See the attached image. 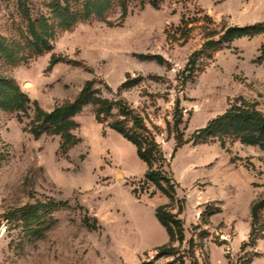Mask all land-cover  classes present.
I'll return each mask as SVG.
<instances>
[{"label": "rangeland", "instance_id": "374dc122", "mask_svg": "<svg viewBox=\"0 0 264 264\" xmlns=\"http://www.w3.org/2000/svg\"><path fill=\"white\" fill-rule=\"evenodd\" d=\"M51 2L0 0V77L7 79L0 94V220L10 226L0 264L173 260H155L169 242L156 209L171 201L146 180L148 166L135 146L98 122L91 106L65 125L35 119L36 109L50 113L73 102L88 82L100 97L126 100L162 129L157 141L176 189L171 208L183 207L182 250L194 240L199 264H264V238L250 239L252 206L264 198V149L219 131L199 135L234 105L264 113V33L222 39L230 27L264 26V0H159L158 7L128 0L125 15L118 5L107 13L112 25L95 16L79 21L39 51L28 27L37 22L44 35ZM21 37L27 41L20 46ZM212 40L219 45L204 47ZM204 48L183 86V73ZM128 78L139 80L123 88ZM17 92L30 101L21 110L12 108ZM178 97L189 142L175 152L167 124Z\"/></svg>", "mask_w": 264, "mask_h": 264}, {"label": "trees", "instance_id": "16d2710c", "mask_svg": "<svg viewBox=\"0 0 264 264\" xmlns=\"http://www.w3.org/2000/svg\"><path fill=\"white\" fill-rule=\"evenodd\" d=\"M150 4L158 7L159 0H149ZM191 1V0H182ZM128 0H52L49 8L51 10L50 20L45 19V33L44 35L38 30V24L31 23L28 27V34L32 38L31 45L39 51H49L50 38L56 35L59 30H71L77 22L87 20L92 17H98L109 25L111 22L107 20V13L113 9L115 5L122 8L124 15L127 13ZM54 21V22H53ZM52 22V23H51ZM264 33V26L258 27H230L224 34L223 38L232 41L245 36L257 35ZM23 38L25 42L26 37H21L20 40H15L18 45H22ZM218 41H209L206 46H217ZM207 51L205 48L197 52L194 60L190 61L186 71L188 76L185 77L183 73L182 85L186 84L187 80L193 76L196 61L200 56ZM142 59H155L158 63H163V58L160 56H140ZM264 60V45L262 46V56ZM57 60H53L56 64ZM189 65H193L188 68ZM7 80L0 77V89L3 88V82ZM136 80L128 78L123 88H127L130 84L135 83ZM10 84L9 81L6 82ZM0 91V94H3ZM12 108L15 110L24 109L26 103L30 101L20 93H16ZM91 106L94 110L96 120L100 123L107 124L111 129L122 135L128 142L133 144L136 148V153L140 160L147 164L148 170L145 178L147 181L154 183L158 189L166 194L171 201L170 205L160 206L156 209L155 216L159 223L166 229L169 242L157 248L155 260L172 258L169 264H199L195 254V242L191 240L188 242L189 248L182 250V246L186 240L185 229L183 220L180 215L183 212V207H179L177 213L172 211V204L175 202L176 189L172 177L167 168V160L162 151L161 145L157 141V135L162 130L159 126L152 124L151 127L147 123V118L132 107L126 100L120 98L118 100H111L108 98L100 97L98 92L94 90V83L88 82L80 91L75 100L71 103L58 106L52 112L46 113L36 109V121L43 124L52 126L65 125L68 121L81 113L84 108ZM181 100L176 99L173 125L168 123L169 129L175 134L177 142L175 152L189 141H184L183 134L180 131V125L183 121L182 110L180 108ZM222 132L225 135L237 136L242 142L259 146L264 149V113L257 111L248 106H232L223 116L212 121L209 126L200 131L199 135L207 133ZM38 135V134H37ZM69 136L64 137L65 140ZM64 140V141H65ZM264 210V198L256 201L251 210V233L250 239L253 243L257 242L260 238H264V219L261 212ZM179 246H176V244ZM252 259L247 260L246 263H251Z\"/></svg>", "mask_w": 264, "mask_h": 264}, {"label": "built area", "instance_id": "2783aa9c", "mask_svg": "<svg viewBox=\"0 0 264 264\" xmlns=\"http://www.w3.org/2000/svg\"><path fill=\"white\" fill-rule=\"evenodd\" d=\"M10 234V226L7 220H0V243Z\"/></svg>", "mask_w": 264, "mask_h": 264}, {"label": "bare ground", "instance_id": "6f19581e", "mask_svg": "<svg viewBox=\"0 0 264 264\" xmlns=\"http://www.w3.org/2000/svg\"><path fill=\"white\" fill-rule=\"evenodd\" d=\"M30 86H31V84H28V85H27V87H30Z\"/></svg>", "mask_w": 264, "mask_h": 264}]
</instances>
